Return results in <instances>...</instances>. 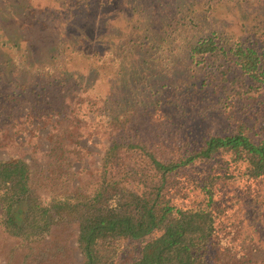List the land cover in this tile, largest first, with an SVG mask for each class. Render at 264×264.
I'll list each match as a JSON object with an SVG mask.
<instances>
[{
  "label": "rangeland",
  "instance_id": "obj_1",
  "mask_svg": "<svg viewBox=\"0 0 264 264\" xmlns=\"http://www.w3.org/2000/svg\"><path fill=\"white\" fill-rule=\"evenodd\" d=\"M208 38L215 52H192ZM238 45L264 52V0H0V159H41L65 118L81 132L74 171L96 168L108 142L105 97L170 151L240 125L258 140L264 85L239 68ZM5 238L0 228V264ZM138 247L129 242L119 263Z\"/></svg>",
  "mask_w": 264,
  "mask_h": 264
},
{
  "label": "trees",
  "instance_id": "obj_2",
  "mask_svg": "<svg viewBox=\"0 0 264 264\" xmlns=\"http://www.w3.org/2000/svg\"><path fill=\"white\" fill-rule=\"evenodd\" d=\"M216 50L211 38L192 48ZM233 54L264 85V52L238 45ZM103 100L108 142L96 168L74 171L81 132L65 118L41 159H0L5 264H77L74 251L81 264H264V137L253 140L240 125L170 151L135 130L130 108ZM133 241L137 255L119 263Z\"/></svg>",
  "mask_w": 264,
  "mask_h": 264
}]
</instances>
